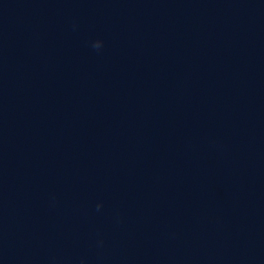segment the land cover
I'll return each mask as SVG.
<instances>
[{
    "label": "water",
    "instance_id": "water-1",
    "mask_svg": "<svg viewBox=\"0 0 264 264\" xmlns=\"http://www.w3.org/2000/svg\"><path fill=\"white\" fill-rule=\"evenodd\" d=\"M0 264H264V0H0Z\"/></svg>",
    "mask_w": 264,
    "mask_h": 264
}]
</instances>
